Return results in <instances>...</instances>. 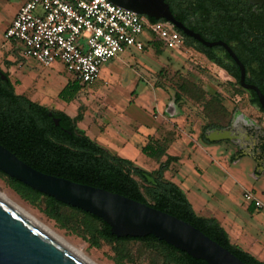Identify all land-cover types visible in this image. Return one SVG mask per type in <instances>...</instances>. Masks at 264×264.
Wrapping results in <instances>:
<instances>
[{
	"label": "rangeland",
	"instance_id": "obj_1",
	"mask_svg": "<svg viewBox=\"0 0 264 264\" xmlns=\"http://www.w3.org/2000/svg\"><path fill=\"white\" fill-rule=\"evenodd\" d=\"M24 2L0 0V70L8 76L15 94L71 118L81 109L83 119L78 130L110 154L149 173L159 171L167 161L165 151L179 154L181 159L171 163L163 178L174 175L182 183L199 216L212 214L224 227L232 223V238L237 236L264 250V176H254L255 161L251 156L238 159L232 145L221 141L205 143L201 137L213 128H224L212 126H225L235 106L248 117L256 118L247 103L236 104L239 90L234 84L190 49L170 51L161 45L155 47L153 42L157 40L146 31L142 51L130 50L110 60L101 67L95 83L85 85L73 102L65 104L58 95L74 79L63 65L43 66L26 58L23 46L5 37ZM169 115L177 117L172 120ZM145 127L159 131L160 137L152 140L164 148L161 155L149 157L142 153L140 135L145 134ZM173 143L176 145L170 147ZM245 192L253 193L263 207L256 209L246 202ZM0 193L91 263L115 264L110 245L101 243L94 247L83 229L61 230L41 212L45 208L43 202L30 205L1 178ZM129 248L136 264L147 263L148 254L139 243H130ZM259 259L264 260V252Z\"/></svg>",
	"mask_w": 264,
	"mask_h": 264
},
{
	"label": "trees",
	"instance_id": "obj_2",
	"mask_svg": "<svg viewBox=\"0 0 264 264\" xmlns=\"http://www.w3.org/2000/svg\"><path fill=\"white\" fill-rule=\"evenodd\" d=\"M149 20L155 22L153 19ZM153 45L163 46L159 41L153 42ZM0 74L5 76L4 80L0 77V145L23 163L43 174L146 204L188 223L243 263L264 264L232 245L227 233L216 220L196 215L183 192L163 178L164 171L168 170L172 162L178 161V158L169 157L159 171L149 173L127 159L110 154L78 130L77 125L83 119L81 109L74 118L63 112L54 113L24 96L16 95L8 76L1 70ZM83 87L85 85L78 80L70 81L60 91L58 98L65 104H70ZM176 99H179L178 96ZM49 113L59 119L58 126L48 117ZM201 137L205 143H210L204 136ZM163 151L164 148L153 140L142 148V153L149 157ZM145 175L153 178L155 183H149ZM0 178L30 205L37 206L43 202L45 208L41 212L61 230L76 232L83 229L94 247H99L101 243L110 245L115 264H136L129 248L130 243H139L144 248L148 254L146 264H206L153 236L116 238L100 219L57 202L1 172Z\"/></svg>",
	"mask_w": 264,
	"mask_h": 264
},
{
	"label": "water",
	"instance_id": "obj_3",
	"mask_svg": "<svg viewBox=\"0 0 264 264\" xmlns=\"http://www.w3.org/2000/svg\"><path fill=\"white\" fill-rule=\"evenodd\" d=\"M108 1L140 16L164 21L177 30L183 29L164 0ZM184 33L192 35L187 31ZM230 55L240 67L241 83L244 85L243 68L235 56L232 53ZM0 77L5 79L2 74ZM255 91L264 105L263 97L258 90ZM48 116L51 117L52 114L49 113ZM53 122L58 126V119H53ZM224 139L220 132H212L208 138L211 143ZM0 172L57 202L100 219L116 238L136 239L153 236L192 259L201 260L206 264H245L182 220L121 195L38 172L1 145ZM145 179L149 183H155L148 175H145ZM0 264L87 263L56 244L49 235L0 200Z\"/></svg>",
	"mask_w": 264,
	"mask_h": 264
},
{
	"label": "built area",
	"instance_id": "obj_4",
	"mask_svg": "<svg viewBox=\"0 0 264 264\" xmlns=\"http://www.w3.org/2000/svg\"><path fill=\"white\" fill-rule=\"evenodd\" d=\"M146 31L170 51L183 48L170 24L151 22L108 0H25L5 37L21 44L26 58L43 66L60 63L74 80L91 85L110 60L142 51ZM244 199L263 207L253 193L245 192Z\"/></svg>",
	"mask_w": 264,
	"mask_h": 264
},
{
	"label": "flooded vegetation",
	"instance_id": "obj_5",
	"mask_svg": "<svg viewBox=\"0 0 264 264\" xmlns=\"http://www.w3.org/2000/svg\"><path fill=\"white\" fill-rule=\"evenodd\" d=\"M164 2L183 28L177 30L172 26L178 32L183 48L218 68L225 80L239 90L236 104L247 103L257 115L250 118L235 106L225 126H212L224 128H213L203 134L204 138L208 140L212 132L222 133L225 139L221 142L235 147L238 159L244 155L254 159V176H264V105L255 91L258 90L264 99V0ZM184 31L192 35L188 36ZM230 53L243 68L244 85L240 67ZM50 118L57 119L53 114Z\"/></svg>",
	"mask_w": 264,
	"mask_h": 264
},
{
	"label": "crops",
	"instance_id": "obj_6",
	"mask_svg": "<svg viewBox=\"0 0 264 264\" xmlns=\"http://www.w3.org/2000/svg\"><path fill=\"white\" fill-rule=\"evenodd\" d=\"M10 25V24H9ZM178 112H179V114H178V117H180L181 115H180V110L178 109ZM169 117L172 119V120H174L175 119V117H177V116H174V115H169ZM173 128V127H172ZM144 129H146L145 131V134H142V135H140V137H142L141 139H142V141H143V146L141 147V150H142V148L143 147H145L148 143H149V141L150 140H152V138H154V137H160V134H159V131L155 128V127H145ZM159 130H160V128H158ZM178 129V128H177ZM137 134V133H136ZM86 135V134H85ZM138 135V134H137ZM174 138H176L175 136H174ZM177 142H178V140H177ZM176 142V143H177ZM211 143V142H210ZM213 144V143H212ZM215 144H217V143H215ZM176 144L175 143H173V144H170V147H174ZM169 147V148H170ZM168 149V148H167ZM193 149V147L191 148V150ZM161 152H159V153H157L156 154V156L158 155V154H160ZM165 153H168V158L169 157H171V158H178V159H181V157L182 156H180L179 154H175V153H173L172 151L171 152H169V151H165ZM161 155V154H160ZM166 155V154H165ZM163 158H165V156L163 157ZM125 159V158H124ZM171 165V164H170ZM169 168H170V166H169ZM169 168H168V170H169ZM142 169V168H141ZM144 170V169H143ZM146 171V170H145ZM201 174V173H200ZM164 179H166V178H164ZM167 181H169V182H171V183H173V184H175L182 192H183V194L185 195V197H186V199H187V201L189 202V204L191 205V207H192V209H193V211L195 212V214L196 215H198L197 213H196V210L194 209V206H193V204L190 202V200H188V198H187V196H186V193L183 191V189H182V183L181 182H179L178 180H177V178H175V176L174 175H172V176H170V178L169 179H166ZM199 216V215H198ZM200 217H203V218H208V219H210V218H212V219H214V220H216L217 221V223L220 225V227L227 233V235H228V238H229V240H230V243L232 244V245H235V246H237V247H239L240 249H242L244 252H246V253H248V254H250L251 256H253L254 258H256L258 261H260V262H264V260H260L259 259V257L263 254V252H264V250L263 249H261V247H259L258 245H257V247H254V244H252V243H248L247 241H244V240H242L241 238H238L237 236L236 237H233L232 238V236H231V234H230V232H233V230H235L233 227H234V225L231 223L230 224V222H229V225H227V227H224L215 217H214V215H212V214H210V215H205V216H200Z\"/></svg>",
	"mask_w": 264,
	"mask_h": 264
},
{
	"label": "bare ground",
	"instance_id": "obj_7",
	"mask_svg": "<svg viewBox=\"0 0 264 264\" xmlns=\"http://www.w3.org/2000/svg\"><path fill=\"white\" fill-rule=\"evenodd\" d=\"M0 200H2L5 204H7L9 207L17 211L19 214L24 216L26 219H28L30 222H32L34 225H36L38 228H40L43 232H45L47 235H49L56 244L60 245L62 248L66 249L67 251L71 252L72 254L79 257L81 260H83L87 264H93L89 260H87L78 250L64 242L60 237H58L56 234H54L52 231L35 221L32 217H30L28 214H26L21 208H19L17 205L12 203L10 200H8L2 193H0Z\"/></svg>",
	"mask_w": 264,
	"mask_h": 264
}]
</instances>
